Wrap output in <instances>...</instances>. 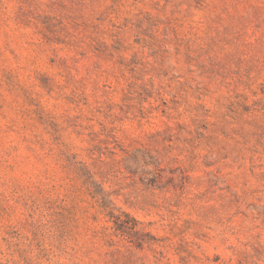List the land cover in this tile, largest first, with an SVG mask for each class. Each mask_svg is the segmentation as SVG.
<instances>
[{"label":"rangeland","instance_id":"1","mask_svg":"<svg viewBox=\"0 0 264 264\" xmlns=\"http://www.w3.org/2000/svg\"><path fill=\"white\" fill-rule=\"evenodd\" d=\"M0 264H264V0H0Z\"/></svg>","mask_w":264,"mask_h":264}]
</instances>
